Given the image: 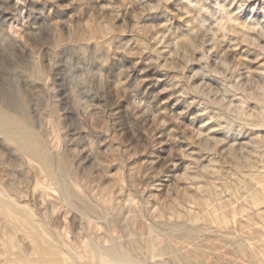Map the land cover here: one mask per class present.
<instances>
[{
  "label": "rangeland",
  "instance_id": "1",
  "mask_svg": "<svg viewBox=\"0 0 264 264\" xmlns=\"http://www.w3.org/2000/svg\"><path fill=\"white\" fill-rule=\"evenodd\" d=\"M262 181L264 0H0V264H264Z\"/></svg>",
  "mask_w": 264,
  "mask_h": 264
},
{
  "label": "bare ground",
  "instance_id": "2",
  "mask_svg": "<svg viewBox=\"0 0 264 264\" xmlns=\"http://www.w3.org/2000/svg\"><path fill=\"white\" fill-rule=\"evenodd\" d=\"M106 42H107V41H106ZM108 45H109V44H108ZM2 103H3V102H2ZM149 113H150V112H149ZM150 114H151V113H150ZM58 160H59V159H58ZM56 164H57V163H56ZM59 165H60V164H59ZM54 166H55V165H54ZM56 168H57V167H56ZM40 169H41V168H40ZM57 169H58V168H57ZM53 170H54V169H53ZM59 170H60V169H59ZM43 171H44V170H43ZM59 172H60V171H59ZM37 173H38V172H37ZM254 173H255V172H254ZM40 174H41V173H40ZM37 175H38V174H37ZM39 181H40V180H39ZM36 182H37V180H36ZM262 182H263V181H262ZM262 182H260V184H258V185H260V187L264 189V187L262 186L264 182H263V183H262ZM64 183H65V181H64ZM69 183H70V182H69ZM257 183H259V181H258V182L256 181V184H257ZM37 184H38V183H37ZM48 184H49V183H48ZM39 185H40V184H39ZM41 185H42V184H41ZM43 187H44V186H42V188H43ZM79 187H80V186H79ZM3 188H4V187H3ZM243 189H244V188H243ZM263 189H262V191H264ZM32 190H33V189H32ZM44 190H45V189H44ZM47 190H48V188H47ZM49 190H50V189H49ZM3 191L6 192L5 189H4ZM51 191H53V190H51ZM80 191H81V190H80ZM0 192H1V191H0ZM37 192H38V191H37ZM54 192H55V191H54ZM54 192H53V193H54ZM83 192H84V191H83ZM38 193H39V192H38ZM215 193H216V192H215ZM217 193H218V192H217ZM6 194H8V193H6ZM10 194H11V193H10ZM10 194H9L8 196H11ZM32 194H34V193H32ZM46 194H47V193H46ZM0 195H1V194H0ZM18 195H19V194H18ZM3 196H4V194L2 195V197H3ZM0 197H1V196H0ZM4 197H5V196H4ZM33 197H34V196H33ZM47 197H48V196H47ZM49 197H50V196H49ZM252 197H253V199L261 200V194H260L259 191L253 192V193H252ZM6 198H7V197H6ZM12 198H13L12 201H14L15 198H14V197H11L10 199H12ZM101 198H102V197H101ZM219 198H220V197H219ZM46 199H47V198H46ZM63 199H64V198H63ZM15 201H16V200H15ZM105 201H106V200H105ZM262 201H263V200H262ZM262 201H261V202H262ZM1 202H2V201H1ZM10 202H11V201H10ZM72 202H73V201H72ZM252 202H253V200H252ZM263 202H264V201H263ZM259 203H260V201H259ZM2 204H3V202H2ZM12 204H13V203H12ZM20 204H21V203H20ZM252 204H254V205H252V206L256 207V204H257V203H256V202H253ZM15 205H16V204H15ZM263 205H264V204H263ZM263 205H262V206H263ZM257 206L259 207L260 204H258ZM2 207H3V206H2ZM0 208H1V207H0ZM22 208H23V207H22ZM136 208H137V207H136ZM246 208H247V207H246ZM262 208H263V207H262ZM262 208H259V209H262ZM2 209H3V208H2ZM8 209H9V208L6 209L7 212H9L10 215H13V213H12L13 211L10 212V211H8ZM224 209H225V208H224ZM9 210H10V209H9ZM231 210H232V209H231ZM233 210H235V209H233ZM256 210H257V207H256ZM131 211H132V210H131ZM22 212H23V211H22ZM31 212H32V211H31ZM128 212H129V211H128ZM132 212H133V211H132ZM132 212H131V213H132ZM208 212H209V211H208ZM230 212H231V211H230ZM234 212H235V211H234ZM4 213H5V212H4ZM134 213H135V212H134ZM134 213H132V214H134ZM257 213H259V210L257 211ZM6 214H7V213H6ZM32 214H34V213H32ZM141 214H142V213H141ZM250 214H251V213H250ZM220 215H221V214H220ZM234 215H236V214H234ZM242 215H243V214H242ZM26 216H27V215H26ZM86 216H87V215H86ZM86 216H85V217H86ZM218 216H219V215H218ZM224 216H225V215H224ZM251 216H252V215H251ZM9 217H10V219H13L11 216H9ZM13 217H15V219H16V217H18V215H17V216H13ZM21 217H22V216H21ZM125 217H126V216H125ZM215 217H217V214L215 215ZM226 217H227V216H226ZM235 217H236V216H235ZM252 217H253V216H252ZM36 218H37V217H36ZM220 218H221V217H220ZM23 219H24V218H23ZM30 219H31V218H30ZM89 219H90V218H89ZM214 219H215V218H214ZM217 219H219V218H217ZM217 219H215V220H217ZM262 219H263V218H262ZM16 221H17V220H16ZM21 221H22V220H21ZM25 221L28 222L27 219H26ZM25 221H22V223L25 222ZM32 221H33V220H32ZM195 221H196V220H195ZM232 221H233V220H232ZM18 222H19V221H18ZM216 222H217V221H216ZM225 222H228V221H225ZM19 223H20V222H19ZM22 223H20V224L22 225ZM111 223H112V222H111ZM251 223H252V222H251ZM27 224H28V223H27ZM31 224H32V223H31ZM219 224H220V222H219ZM221 224H222V223H221ZM29 225H30V224H29ZM15 226H16V225H15ZM111 226H112V225H111ZM140 226H141V225H140ZM145 226H146V225H145ZM228 226H229V225H228ZM3 227H4V226H3ZM17 227H18V226H17ZM20 227H21V226H20ZM39 227H40V226H39ZM96 227H97V226H96ZM22 228H23V227H22ZM29 228H30V227H29ZM29 228L27 229V231L29 230ZM31 228H32V226H31ZM37 228H38V226H37ZM99 228H100V227H99ZM246 228H247V227H246ZM17 229H18V228H17ZM34 229H35V228H34ZM62 229H63V228H62ZM150 229H151V227H149V230H150ZM230 229H231V228H230ZM3 230H4V229H3ZM18 230H19V229H18ZM98 230H99V229H98ZM19 231H20V230H19ZM31 231H33V228L31 229ZM20 232H21V231H20ZM62 232H64V230H63ZM84 232H85V231H84ZM57 233H58V232H57ZM27 234H28V233H27ZM29 234H30V233H29ZM34 234H35V233H34ZM47 234H48V233H47ZM141 234H143V233H141ZM190 234H191V233H190ZM2 235H5V234H2ZM60 235H61V234H60ZM60 235H59V236H60ZM63 235H64V234H63ZM129 235H130V234H129ZM151 235H152V234H151ZM8 236H9V235H8ZM68 236H69V235H68ZM136 236H137V235H136ZM142 236H143V235H142ZM1 237H2V236H1ZM5 237H6V236H5ZM10 237H11V236H10ZM13 237H14V234H13L12 238H13ZM60 237H61V236H60ZM76 237H77V236H76ZM92 237H93V236H92ZM98 237H99V236H98ZM102 237H103V236H102ZM130 237H131V236H130ZM134 237H135V236H134ZM156 237H157V236H156ZM161 237H162V236H161ZM30 238H31V237H30ZM47 238H48V237H47ZM85 238H86V237H85ZM142 238H143V237H142ZM145 238H146V237H145ZM70 239H71V237H70ZM99 239H102V238H99ZM151 239H152V237H151ZM262 239H264V237H263ZM1 240H2V239H1ZM3 240H4V239H3ZM41 240H42V238H41ZM72 240H73V239H72ZM91 240H92V239H91ZM169 240H170V239H169ZM29 241H32V240H29ZM81 241H82V240H81ZM81 241H80V242H81ZM136 241H137V240H136ZM179 241H180V240H179ZM19 242H20V241H19ZM64 242H65V240L63 241V243H64ZM66 242H67V241H66ZM66 242H65V243H66ZM73 242H75V241H73ZM161 242H163V240H161ZM182 242H183V241H182ZM12 243H13V242H12ZM22 243H23V242H22ZM32 243H33V242H32ZM32 243H31V244H32ZM67 243L69 244V242H67ZM85 243H86L85 241H84V245H83V243H82V245H83V247H82V245H81L82 248H84ZM136 243H137V242H136ZM4 244H5V243H4ZM4 244H3V245H4ZM34 244H35V243H34ZM46 244H47V243H46ZM77 244H78V245H77V248H78V246H79L80 244H79V242H78ZM86 244H87V243H86ZM99 244H100V243H99ZM173 244H174V243H173ZM38 245H39V244H38ZM64 245L66 246V244H64ZM64 245H63V246H64ZM97 245H98V244H97ZM190 245H191V244H190ZM190 245H189V246H190ZM13 246H14V245H13ZM18 246H19V245H18ZM59 246H60V245H59ZM69 246H70V244L68 245V247H69ZM71 246H72V245H71ZM87 246H88V248H89V245H87ZM98 246H99V245H98ZM98 246H97V247H98ZM101 246H102V245H101ZM148 246H149V245H148ZM177 246H178V244H177ZM194 246H195V245H194ZM72 247H73V246H72ZM79 247H80V246H79ZM121 247H122V246H121ZM191 247H192V246H191ZM11 248H12V247H11ZM26 248H27V247H26ZM70 248H71V247H70ZM92 248H93V247H92ZM92 248L90 247L89 250L91 249V251L94 253V255H97V253H95V252L93 251L94 248H93V249H92ZM3 249H4V248H3ZM31 249H32V248H31ZM103 249H104V247H103ZM103 249H102V250H103ZM120 249H122V248H120ZM152 249H153V248H152ZM181 249H182V248H181ZM194 249H195V248H194ZM64 250H65V249H64ZM64 250H63V251H64ZM68 250H71V249H68ZM75 250H76V248H74V251H72V252L74 253ZM85 250H86L87 252L84 253V254L87 255V254H88V250H87V248L83 249V251H85ZM94 250H95V249H94ZM99 250H100V249H99ZM99 250H97V251H99ZM150 250H151V249H150ZM153 250H154V249H153ZM12 251H13V250H12ZM65 251H66V250H65ZM65 251H64V252H65ZM79 251H80V250H79ZM91 251H90V253H91L90 256H91V258H92V252H91ZM206 251H207V250H206ZM35 252H36V251H35ZM67 252H69V251H67ZM67 252H66V253H67ZM101 252H102V251H101ZM117 252H118V251H117ZM41 253H42V252H41ZM44 253H45V252H44ZM73 253H72V255H73ZM80 253H81V252H80ZM98 253H99V252H98ZM108 253H109V252H108ZM122 253H123V252H122ZM26 254H27V253H26ZM61 254H62V253H61ZM61 254L59 255L60 257H61ZM67 254H70V253H67ZM76 254H77V255H76ZM76 254H75V255L79 257L78 259H79L80 261H81V259H82V260H85V259L81 258V257H84V258H85V255H84V256L81 255V257H80V255H79L78 253H76ZM82 254H83V253H82ZM125 254H126V253H125ZM206 254H207V253H206ZM1 255H2V254H1ZM62 255H63V254H62ZM99 255H101V253H100ZM99 255H98V256H99ZM123 255H124V254H123ZM13 256H14V255H13ZM47 256H48V255H47ZM69 256H71V255H69ZM73 256H74V255H73ZM87 256H88V255H87ZM112 256H113V255H112ZM115 256H116V255H115ZM96 257H97V256H96ZM113 257H114V256H113ZM27 258H28V257H27ZM61 258H62V257H61ZM61 258H60V259H61ZM80 258H81V259H80ZM88 258H89V257H88ZM101 258H103V257H101ZM104 258H105V256H104ZM110 258H111V257H110ZM175 258H176V257H175ZM54 259H55V258H54ZM69 259H70V257H69ZM71 259H72V258H71ZM71 259H70V262H71ZM158 259H159V258H158ZM160 259H161V258H160ZM2 260H3V259H2ZM175 260H176V259H175ZM177 260H179V259H177ZM63 261H64V259H63ZM66 261H67V260H66ZM66 261H65L64 263H65V264H68L69 262L66 263ZM86 261H87V260H85V263L87 264ZM92 261H93V260L91 259V262H92ZM109 261H110V260H109ZM38 262H39V261H38ZM43 262H44V261L42 260V263H43ZM57 262H58V260H57ZM59 262H60V261H59ZM59 262H58V263H59ZM75 262H76V261H75ZM75 262H73V263L76 264ZM83 262H84V261H83ZM96 262H97V261H96ZM124 262H125V261H124ZM180 262H181V261H180ZM15 263H16V261H15ZM20 263H21V261H20ZM40 263H41V261H40ZM71 263H72V262H71ZM71 263H70V264H71ZM126 263H127V262H126ZM177 263H178V262H177ZM227 263H228V261H227ZM232 263H233V262H232ZM51 264H52V263H51ZM59 264H61V263H59ZM90 264H92V263H90ZM97 264H100V263L97 262ZM128 264H129V263H128ZM180 264H182V263H180ZM230 264H231V263H230Z\"/></svg>",
  "mask_w": 264,
  "mask_h": 264
}]
</instances>
